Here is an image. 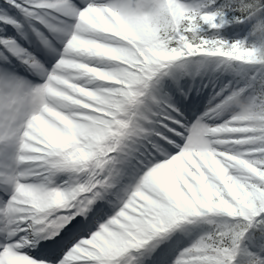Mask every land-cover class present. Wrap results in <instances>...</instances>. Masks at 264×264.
<instances>
[{
  "label": "snow or ice",
  "instance_id": "snow-or-ice-1",
  "mask_svg": "<svg viewBox=\"0 0 264 264\" xmlns=\"http://www.w3.org/2000/svg\"><path fill=\"white\" fill-rule=\"evenodd\" d=\"M0 264H264V0H0Z\"/></svg>",
  "mask_w": 264,
  "mask_h": 264
}]
</instances>
